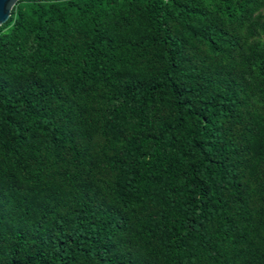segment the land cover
<instances>
[{"label":"trees","instance_id":"trees-1","mask_svg":"<svg viewBox=\"0 0 264 264\" xmlns=\"http://www.w3.org/2000/svg\"><path fill=\"white\" fill-rule=\"evenodd\" d=\"M0 264H264V0L19 1Z\"/></svg>","mask_w":264,"mask_h":264},{"label":"water","instance_id":"water-1","mask_svg":"<svg viewBox=\"0 0 264 264\" xmlns=\"http://www.w3.org/2000/svg\"><path fill=\"white\" fill-rule=\"evenodd\" d=\"M19 1H23V0H3L2 2L3 14L2 16H0V27L9 20L14 6Z\"/></svg>","mask_w":264,"mask_h":264},{"label":"snow or ice","instance_id":"snow-or-ice-1","mask_svg":"<svg viewBox=\"0 0 264 264\" xmlns=\"http://www.w3.org/2000/svg\"><path fill=\"white\" fill-rule=\"evenodd\" d=\"M2 2H3V0H0V16H2V14H3Z\"/></svg>","mask_w":264,"mask_h":264}]
</instances>
